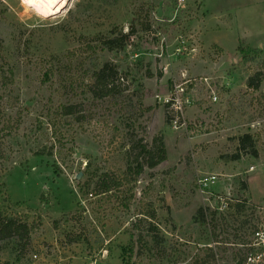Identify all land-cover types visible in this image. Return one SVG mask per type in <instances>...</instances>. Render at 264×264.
I'll return each mask as SVG.
<instances>
[{"label": "rangeland", "instance_id": "obj_1", "mask_svg": "<svg viewBox=\"0 0 264 264\" xmlns=\"http://www.w3.org/2000/svg\"><path fill=\"white\" fill-rule=\"evenodd\" d=\"M209 4L231 13V35L247 39L238 46L258 50L250 45L264 40V0ZM176 7L65 0L44 18L23 0H0V219L30 228L0 240V264H264V82L257 91L246 84L264 74V56L232 55L228 46L213 78L199 69L217 62L215 53L170 58L180 28L202 39L209 16L205 0H188L178 24L169 23ZM131 29L121 50L105 49V39ZM165 63L171 72L162 79ZM104 65L119 90L96 100L89 85ZM182 69L195 82L184 87L185 127L174 130L160 99ZM243 135L256 155L233 161ZM154 139L166 161L102 193L99 179H122Z\"/></svg>", "mask_w": 264, "mask_h": 264}, {"label": "trees", "instance_id": "obj_2", "mask_svg": "<svg viewBox=\"0 0 264 264\" xmlns=\"http://www.w3.org/2000/svg\"><path fill=\"white\" fill-rule=\"evenodd\" d=\"M114 34V33H113ZM133 35V29L130 30L128 34H120L116 38H108L103 41V46L107 51L121 50L124 47L125 42ZM238 53H241L243 56H246L250 53L261 54L259 50H253L249 47L238 46L236 49ZM116 76L115 71L109 68L108 65H104L102 68L98 69L93 73L90 85L89 92L92 97L96 100H101L103 98L111 96L115 91L119 90V87L115 86L112 81V78ZM124 82L123 78H119ZM264 82V74L262 72L256 73L253 78L247 80V88L257 91L259 86ZM62 115L64 117H70L74 115L72 107H63ZM139 153L133 159L134 167L129 164L126 171L123 173L122 179L116 178L113 180L103 176L100 178L99 183L102 185V193H110L114 189H120L125 178L132 176L133 181L139 177L145 168L149 170H154L159 165L163 164L167 159V154L165 146L162 140H153V146L148 148L146 145H141L138 147ZM132 152V151H130ZM239 154H246L255 156V145L253 137L251 135H243L237 139V155L232 157L231 160L236 161L240 159ZM2 157V155H1ZM3 158V157H2ZM144 161V162H143ZM143 162V163H142ZM107 178V179H106ZM106 179V181H104ZM103 181V182H102ZM129 195L122 200L123 207L128 209L132 200L133 194L129 191ZM201 215V211H198V215ZM202 217V216H201ZM154 214L147 216V220H153ZM30 228L27 225L16 224L13 220H1L0 219V240L11 238V237H23L28 236ZM259 260V259H258Z\"/></svg>", "mask_w": 264, "mask_h": 264}, {"label": "built area", "instance_id": "obj_3", "mask_svg": "<svg viewBox=\"0 0 264 264\" xmlns=\"http://www.w3.org/2000/svg\"><path fill=\"white\" fill-rule=\"evenodd\" d=\"M188 0H176L177 7L175 8L172 16L169 20V23L178 24L180 10L185 9ZM178 33L174 35L173 43L170 44L171 53L170 58H180V57H189V56H197L204 52L203 45L201 44V39L199 38V32L194 33L188 29L180 28ZM151 30V29H150ZM149 30V32H150ZM148 32V31H147ZM145 32V33H147ZM148 34V33H147ZM198 35V36H197ZM156 38H160L161 48L163 46L167 47V41L169 39L166 37H162L160 34L155 33ZM208 54H214V51L208 50L206 51ZM162 55L159 56L161 58ZM137 56L133 57V62H136ZM161 70L164 72L167 71V66L164 65L161 67ZM195 82V79L190 78V75L186 72V69L179 71L176 76L170 77L171 83V91L170 93L163 99H160V102L164 106L166 110V115L168 119V123L170 127L174 130H178L185 127V108L190 104L189 99L185 97L184 87L191 84V82ZM203 81L208 84V78H203ZM121 82H123L121 80ZM210 84V83H209ZM210 87V86H209ZM216 96L212 97V101L216 102ZM215 181L214 177L203 179L200 181L201 186H206L208 184H213ZM251 260V259H249Z\"/></svg>", "mask_w": 264, "mask_h": 264}, {"label": "crops", "instance_id": "obj_4", "mask_svg": "<svg viewBox=\"0 0 264 264\" xmlns=\"http://www.w3.org/2000/svg\"><path fill=\"white\" fill-rule=\"evenodd\" d=\"M222 2L228 1V0H221ZM224 7H220L218 5V9L213 10L210 7L209 0H205V9L209 13V16H206L205 24L204 26V32L201 35L202 39V45L204 50H214L215 55H217L218 61L213 63H210L209 65H206L203 63L201 68L199 69L201 72H203L204 75H215V72L219 71V67L222 63H220L223 59H226L229 55L227 52L228 46H232L234 51L232 52V55L235 53L238 44L246 43L247 39H235L233 35L230 33V23L231 20V13L227 9H223ZM237 42V46H236ZM247 44V43H246ZM249 45V44H248ZM251 47H256L262 56H264V40L263 43H258L257 40H255V44H251ZM259 46V47H258ZM167 66V71L162 73L163 77L162 79H165L166 76H170L171 69L169 68V63H165ZM207 67H206V66ZM206 68V69H205ZM184 70V69H182ZM181 71V70H179ZM186 72L190 75L193 71L186 69ZM179 73V72H178ZM202 74V73H201ZM177 75V74H176Z\"/></svg>", "mask_w": 264, "mask_h": 264}, {"label": "bare ground", "instance_id": "obj_5", "mask_svg": "<svg viewBox=\"0 0 264 264\" xmlns=\"http://www.w3.org/2000/svg\"><path fill=\"white\" fill-rule=\"evenodd\" d=\"M28 7L36 12L39 16L48 18L61 9L65 5V0H23ZM58 14V13H57Z\"/></svg>", "mask_w": 264, "mask_h": 264}, {"label": "water", "instance_id": "obj_6", "mask_svg": "<svg viewBox=\"0 0 264 264\" xmlns=\"http://www.w3.org/2000/svg\"><path fill=\"white\" fill-rule=\"evenodd\" d=\"M80 178V176L78 177V179Z\"/></svg>", "mask_w": 264, "mask_h": 264}]
</instances>
